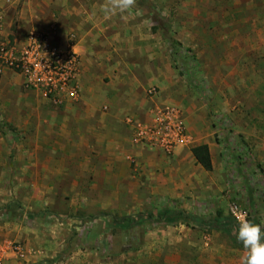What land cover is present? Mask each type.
<instances>
[{
	"label": "rangeland",
	"instance_id": "rangeland-1",
	"mask_svg": "<svg viewBox=\"0 0 264 264\" xmlns=\"http://www.w3.org/2000/svg\"><path fill=\"white\" fill-rule=\"evenodd\" d=\"M100 3L102 12L110 0ZM106 17V29L138 35L106 47L120 52L136 43L146 50L140 63L164 64V104L133 135L137 146L163 154L164 164L130 157L129 176L104 183L102 162L70 144L67 103L36 90L25 95L22 84L0 85V219L23 228L0 255L28 264H241L243 247L228 232L166 224L158 215L184 210L207 223L220 216L234 233L248 216L264 224V0H136ZM4 67L24 79L0 64V82ZM159 91L150 86L148 98ZM31 93L48 103L37 110ZM167 107L184 123L172 152L139 136ZM208 138L212 170L184 156ZM141 213L138 222H114Z\"/></svg>",
	"mask_w": 264,
	"mask_h": 264
},
{
	"label": "crops",
	"instance_id": "crops-1",
	"mask_svg": "<svg viewBox=\"0 0 264 264\" xmlns=\"http://www.w3.org/2000/svg\"><path fill=\"white\" fill-rule=\"evenodd\" d=\"M101 7L100 0H0V33L22 47L31 30L49 31L59 48L72 46L79 54V97L66 102L65 128L69 129L72 146L82 145L81 152L88 159L102 162L97 167L103 168V182L115 184L121 182L119 178L123 174L129 176L130 157L139 162L157 160L158 164H164V156L159 151L137 146L133 141L136 124L149 121L155 106L164 104V64L147 62V58L140 63L136 56L146 50L137 48L136 43H124L120 52L116 47H106V40H136L138 35L129 30L106 29L108 23L111 25L110 18L98 11ZM11 71L3 68L0 82L3 90L24 85V79ZM107 76L110 81H106ZM150 86L160 89L157 97L148 98ZM25 91V95L33 92L27 88ZM31 98L37 103V110L48 103L38 93H31ZM107 103L108 109L104 110ZM26 107L29 108L24 104L21 110ZM204 143L209 145L212 155L210 138L194 146ZM192 147L184 151V156L195 164L197 159ZM94 150L97 155L92 157ZM22 230L18 224L0 219V251ZM0 264L28 263L15 257H1Z\"/></svg>",
	"mask_w": 264,
	"mask_h": 264
},
{
	"label": "built area",
	"instance_id": "built-area-1",
	"mask_svg": "<svg viewBox=\"0 0 264 264\" xmlns=\"http://www.w3.org/2000/svg\"><path fill=\"white\" fill-rule=\"evenodd\" d=\"M80 63V56L74 48H59L49 31L31 30L22 47H17L9 37H2L0 33V64L19 70L27 89L36 90L58 103L78 99ZM139 136L172 152L174 145L184 137V123L176 109L167 107L164 111L163 108L149 126L139 129Z\"/></svg>",
	"mask_w": 264,
	"mask_h": 264
},
{
	"label": "trees",
	"instance_id": "trees-1",
	"mask_svg": "<svg viewBox=\"0 0 264 264\" xmlns=\"http://www.w3.org/2000/svg\"><path fill=\"white\" fill-rule=\"evenodd\" d=\"M192 152L194 156L197 159V162L201 164L205 169L212 170L213 169V160L212 155L210 152V148L208 144H199L192 147ZM144 216L143 213L139 214L138 217H132V216H124L122 218L114 217V222L117 224H122L126 222L127 220L132 219L134 222L139 221V217ZM155 215L150 214V219H153ZM159 220L163 221L166 224L172 223V224H186L188 226H201L204 229L210 230L212 228L215 229H222L226 232H228L231 235L232 241L234 242L235 246L243 247L242 244L237 241L235 233L232 231L231 225H224L223 222H221V217L214 219L212 223H207V221L202 220L200 216L194 215L192 213H188L184 210L181 211H174V210H168L164 211L163 213L158 215ZM247 220H251L256 223H260L257 218L254 216H248ZM261 224V223H260Z\"/></svg>",
	"mask_w": 264,
	"mask_h": 264
},
{
	"label": "clouds",
	"instance_id": "clouds-1",
	"mask_svg": "<svg viewBox=\"0 0 264 264\" xmlns=\"http://www.w3.org/2000/svg\"><path fill=\"white\" fill-rule=\"evenodd\" d=\"M136 0H110L109 5L102 9L106 16L124 13L133 8ZM235 236L244 250L241 264H264V224L247 219H239Z\"/></svg>",
	"mask_w": 264,
	"mask_h": 264
}]
</instances>
